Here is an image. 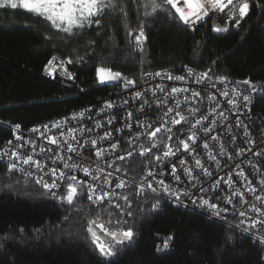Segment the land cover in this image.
<instances>
[{
    "label": "trees",
    "instance_id": "1",
    "mask_svg": "<svg viewBox=\"0 0 264 264\" xmlns=\"http://www.w3.org/2000/svg\"><path fill=\"white\" fill-rule=\"evenodd\" d=\"M129 9V27L135 28V6ZM141 19L147 21L142 53L133 51L129 40L135 33L127 37L120 20L105 18L99 31L94 25L65 38L23 9L0 8V148L13 138L16 124L29 133L38 124L91 108L107 96L114 86L96 82L98 66L136 80L144 71L185 66L196 72L211 69L212 77L225 76L234 84L249 79L256 88H264V0H250L249 15L240 26L229 25L228 31L220 33L211 31L213 23L223 26L215 15L205 18L193 32L165 13ZM52 57L73 60L68 64L75 77L71 88L43 77V67ZM253 111L264 115V97L257 99ZM175 139L174 135L173 141L166 142L173 147ZM125 164V174L135 179L148 166L140 156ZM135 191L132 186L126 190L132 212L124 217L126 224L117 225L115 216L99 212L101 222L113 221L106 227L135 232L132 241L116 246L111 264H264V245L252 239L264 235L263 231L245 233L235 227L237 221L217 222L194 211L175 209L164 199L153 210L154 195L145 191L137 196ZM98 211L84 197L74 207L61 204L21 174L9 176L0 159V264H100L102 258L85 231L87 220ZM96 231L105 243H113Z\"/></svg>",
    "mask_w": 264,
    "mask_h": 264
},
{
    "label": "snow or ice",
    "instance_id": "2",
    "mask_svg": "<svg viewBox=\"0 0 264 264\" xmlns=\"http://www.w3.org/2000/svg\"><path fill=\"white\" fill-rule=\"evenodd\" d=\"M181 3L182 6H178ZM129 6H135L136 19L138 21L135 28L129 27L131 18ZM0 8L23 9L27 13L48 22L50 27L56 32L65 34V38L78 36L86 29H91L94 25L97 31H99L102 20L105 18L120 20L126 29L127 37L133 38V34L135 33L134 39L129 40L133 51L142 53L147 39L145 35L147 21L141 19V16L145 18L158 17L160 13H165L169 19L179 22L188 28H193L197 22L204 21L206 17L212 19V15H215L221 18L223 26L213 23L211 31L220 33L229 30V22H232V26H240L241 21L249 15L250 0H0ZM141 9H143L142 12ZM94 43V41L90 42V46ZM56 61V57L49 59L48 64L45 66L46 72L51 74L48 66ZM80 61L84 62L83 57H80ZM72 63V59L59 61V67L64 72L67 80L75 79L73 74L64 67L66 64ZM185 70L186 75H174L165 70L154 73L144 71L143 76L151 79L159 78L161 80L166 79L168 81L181 82L182 84H188L191 79L193 84L202 85L207 82L212 88H216L218 84L225 85L224 88L217 89V91L221 97L228 98L227 104L230 106L229 110L231 108H239L240 105L237 98L241 96L244 106L247 107L250 96L244 95L237 87L228 89L226 85L231 82L227 77H212L210 75L211 69L196 72L193 68L185 66ZM95 79L100 85L113 84L116 87H122L126 91L136 88L137 85L136 79L105 66H98L96 68ZM141 80H143V77H141ZM144 82L146 83L147 81ZM236 84L247 85L252 91H256L255 85L249 79L237 81ZM155 89L164 95L157 97L151 103L143 97L147 93H151L153 96L156 95L152 87L142 91L131 92V100L141 101L137 109L140 115L135 116L136 127H139L141 131L134 136L131 135V131L134 130L132 124L134 113L127 111L124 117V127L130 130V138L127 140L126 145L120 144L119 141L110 142L113 131L105 130L103 135L97 133L95 138H91L90 134L93 132V128L84 125H81L79 128L67 126L70 125V121L73 119H83L85 112L89 114V119H91L93 110L86 109L84 112L74 114L70 118L65 117L62 121H54L51 124L30 129L29 131L35 134L34 139H26L20 135V125L16 124L13 126L12 136L15 141L21 143L10 151H0V158L8 157L6 173L9 176L15 172L23 174L26 180L34 179L36 184L41 185L47 193L56 198L61 204L74 207L78 198L86 195L92 210H99L94 218L87 220L85 231L87 233L86 238L90 240L91 244L94 245V250L102 258L100 264H106V262L107 264H111L110 258L116 255V246L132 241L135 236L132 228L118 227L112 230L106 227V224L110 225L113 221L109 219L101 222L99 215V212H107L109 217L115 216V223L117 225H120L121 222L126 224L127 220L124 217L132 215L130 211L131 201L126 194V190L130 186L135 187V195L137 196L145 195L146 190L154 194L155 203L151 205L153 210L159 207L160 200L165 197L180 203L182 202V197L187 196L192 200L193 204L198 203L202 208H210L215 211L217 216H220L221 212H227L228 209H218V205L206 197L210 191H215V199H221L216 189L222 185H226L230 194L226 195L222 202L226 205L233 204L238 199L240 204V208L236 209V213H238L240 219L236 222L235 227L240 228L245 233H250L252 229H256L258 226L264 231V207H258L256 203L245 199L244 193L251 195L253 200L259 202L260 205H264V196L256 194L258 188L254 186L253 180L249 179L245 175V170L241 168L243 161L235 164L234 167L229 166L227 179L220 177L219 180H214L213 184L208 188H205L203 183H201L194 193H189L187 188L181 191L173 187V184H179L182 179L181 175L178 174L175 162H172L171 172L169 173L172 177L171 183H166L164 179H155L164 175V169L159 168V165L164 164L166 168V162L170 161L171 157L174 156L179 160L183 175L187 177L186 184L195 188L198 180H202L203 177L213 176V172L209 167L205 166L202 159L198 155H193V152L199 148L204 150L207 159L215 162L217 167H220L217 156H226V163L228 160L233 159L232 155H228L227 149L219 143L218 137L223 134H211L216 130L218 124L221 128L224 127L216 117L218 116L222 120L228 121V116L225 115L223 110L217 112L216 107L211 110H201V108L195 106L196 101L201 100L203 88L198 90L190 87L172 86L169 92L165 85L158 83L155 85ZM182 93H188L189 95L185 96L183 100L175 99ZM206 99L210 104L217 105L218 107L217 96L215 94L209 93ZM129 102V99H123L122 104L116 105L114 101H105L103 106L99 108L97 115L108 113L109 118L105 123L114 125L116 114L113 110L123 109ZM186 103L189 106L187 108L182 107ZM146 108H152L153 112L156 113L154 117L155 123L140 119L141 115H148ZM185 111L190 114L191 118L184 114ZM197 113H199V116H197ZM232 114L234 116L237 115L236 112ZM235 126L240 127L239 120H237ZM103 127L104 124L99 120L94 122L95 129ZM53 129L58 130V134ZM174 129L175 132L173 131ZM114 131H120V129L114 128ZM184 131L189 133L186 137L180 135ZM200 132L203 133V136H198ZM76 133L80 135L78 136ZM174 135L179 144V147L175 149L170 143L166 142L173 141ZM83 136H89V139L82 140L81 137ZM244 136H248L247 130H245ZM120 139L122 140L124 137ZM200 139L204 140L202 145L199 144ZM230 139L234 143L236 137L232 136ZM38 140L43 141V143L39 145V151L37 152ZM209 141L216 143L212 144ZM102 142H109L108 146H100ZM7 143L13 145L14 141L9 140ZM162 143L163 150H159ZM247 143L253 144L254 141L248 140ZM190 145L196 147L192 148ZM25 147L31 149L28 154H22L20 151V149ZM216 148L219 151L214 155L213 151ZM81 149L85 151L81 152ZM181 150L192 157L194 160L193 167L185 166L187 161L178 155ZM45 152L50 154L44 157V159L51 161L53 165L51 167L44 163L42 159L36 158V156H44ZM64 152L72 155H63L62 153ZM122 152L123 154H121ZM136 152H138L140 157H146L151 154L153 168L159 170H151L146 167V177H153L155 184L152 181L145 182V180H141L138 184H131L129 179L122 178L125 175V169L117 161H126ZM247 152H252L254 156L260 158V162L264 166V150L254 152L252 148H248L247 150L238 148L235 150V157L238 159L246 155ZM93 153L95 156L93 163L96 166H86L84 156L92 155ZM98 161L103 162L105 167H101L99 163H96ZM248 163L254 170L253 176L260 173L261 169L255 163L251 161ZM106 169H110V171ZM37 173H40V175L37 176ZM116 173H120V175L117 176ZM233 174L240 177L239 183L242 186L246 185L243 187V191H241V188L235 187L237 181L233 179ZM45 176L48 177L47 180ZM255 183L261 189H264V175H261V178ZM58 189L62 194H58L56 191ZM120 201L124 203L121 204ZM245 205H247L246 208L244 207ZM110 209H114L116 212L114 213ZM250 212L255 213L256 218L250 216ZM64 219L67 220L68 217ZM97 229L109 237L113 243L107 244L103 242L97 234ZM168 239L170 240L171 237ZM252 239L254 242L264 245V235H253ZM167 246L168 241L166 240L164 247L166 248Z\"/></svg>",
    "mask_w": 264,
    "mask_h": 264
},
{
    "label": "built area",
    "instance_id": "3",
    "mask_svg": "<svg viewBox=\"0 0 264 264\" xmlns=\"http://www.w3.org/2000/svg\"><path fill=\"white\" fill-rule=\"evenodd\" d=\"M210 15H212V14H210ZM212 16H214V15H212ZM203 22L204 21L197 22L193 28H188L186 26L185 27L189 31L193 32L196 29V26L198 24L203 23ZM229 24L232 25V22H229ZM48 61L43 67V71H42L43 77L50 80V81L58 82L65 87L71 88L75 84V81L74 80H67L65 78L64 72L59 67V61L60 60L57 59L56 62H54L52 65L48 66L51 74H49V72H46V70H45V66L48 64ZM64 67L68 69V64H66ZM165 70L171 72L174 75H186L185 67H180L178 69H174V68L165 69ZM165 70H161V71H165ZM142 77H143V80H141V78L138 79L136 88L131 89L130 91H126L122 87H116L113 84H109V85L114 86V89L111 92H109L108 95L105 96L104 98L97 100L95 105L91 107V108H93L92 109L93 111L91 113L92 118L89 119V114L87 112H85V116L83 119H81V120L73 119L70 121V125H67V126H70L72 128H79L81 125H84L86 127L93 128L94 130L90 134L91 138H95L97 133H99L100 135H103L105 130L113 131V136H112L110 142L119 141L120 144L126 145L127 140L130 138V136H129L130 130L128 128L124 127V123H125L124 117L126 116L127 111H132L134 113V118L132 120L134 130L131 131V135L134 136L138 132L141 131V129L139 127H136V122H135V116L140 115L139 112L137 111V109L139 108L141 101L131 100V92L132 91H138V90L142 91V90L148 89L149 87H152V89L156 92V95L153 96L151 93H147V95L145 97H143V98L148 99L149 102L151 103V102L155 101L157 97H162L164 95L163 93H161L155 89V85L158 83L165 85L169 92H170V89L172 86L190 87V88H196L198 90L203 88L204 91L201 93V100L196 101L195 106L201 108V110H211L212 108L216 107L217 112L220 110H223L225 112V115L228 116V121H224L221 118H219L218 116L216 117V119H218L220 121V124H223L224 127L221 128L220 125L218 124L216 126V130L214 132H212L211 134L212 135H217L218 133L223 134L222 136L218 137L219 143L227 149L228 155H232L233 159L228 160L226 163V156H217V160L219 161V164H220V167H217L215 162L209 161L207 159V155L204 152V150L202 148H199L193 152V155H198L199 158L202 159V162L205 164V166L209 167L210 170L213 172V176L203 177L202 180H198L196 182L195 188L189 184H186L187 177L183 175V173L181 171V165L179 164V160L177 159V157L174 156V157H171L170 161L166 162L167 163L166 168H165L164 164L159 165V168L164 169V175L160 176V177H156L155 179H164L166 183H171L172 177L169 175V173L171 172L172 162H175L177 170H178V174L181 175L182 179H181V182L179 184H173V187L178 188L181 191H183L185 188H187V191L189 193H194L197 191V188L200 187L201 183H203V186L205 188H208L211 184H213L214 180H219L220 177H224L225 179H227V174L229 172V166L234 167L235 164L241 163V161H243V163H241V168H243L245 170V175L248 176L249 179L253 180L254 186L258 188V192L256 194L264 196V189H261L260 186L255 183L257 180H259L261 178V175H264V166H262V163L260 162V158L254 156L252 152H247L246 155L241 156L238 159L235 157V150L238 148H244L245 150H247L248 148H252L254 152H260V151L264 150V115L259 114V113H255L253 111V107H254L257 99L260 96L264 97V88H256V91H252V89L246 88L245 87L246 85H236L234 83L227 84L226 87L228 89H231L232 87H237L238 89H240L242 91V93L244 95L250 96V101L248 102L247 107L244 106V104L242 102V96H241V97L237 98L239 105H240L239 108H231V110H229L230 106L227 104L228 98L221 97L217 91V89L224 88L225 85H219L218 84L216 86V88H212L211 85L207 82L205 84H202V85L193 84L191 79L189 80L188 84H182L181 82L168 81L166 79L161 80L159 78L151 79L149 77H144V76H142ZM144 81H147V82L145 83ZM209 93L215 94L217 96L218 107H217V105L210 104L208 102V100L206 99V96ZM188 95H189L188 93H182V94L178 95L175 99L183 100L185 98V96H188ZM123 99H129L130 102L128 105H125L123 109H119V110L114 109L113 110L116 114L114 125H108L105 123L109 118L108 113H101V114L97 115V113L99 112V108L103 106V103L105 101L111 100V101H114L116 105H120L123 103ZM188 106L189 105L186 103L182 107L187 108ZM91 108H88V109H91ZM84 111L85 110H83V111L79 110L77 112H73V113L67 115L66 117L70 118L74 114L84 112ZM146 112L148 113V115L147 116L141 115L140 119L145 120V121H153L155 123L154 117L156 116V113L153 112L152 108H146ZM233 112H236L237 115L234 116L232 114ZM184 114L191 118L190 114L187 111H185ZM197 116H199V113H197ZM64 119H65V117L61 118V119H56V120L44 122V123L38 124L37 127L45 125V124H51L54 121H62ZM96 120H99L102 124H104V127L100 128V129H95L94 128V122ZM237 120H239V122H240V127L235 126ZM114 128L120 129V131H114ZM245 130H247V132H248L247 137L244 136ZM53 131L57 132V134H58V130L53 129ZM19 134L22 135L26 139H34L35 138V134H33L31 132L25 133L22 130H20ZM188 134L189 133L187 131H184L180 135H183L186 137ZM76 135L79 136L80 134L76 133ZM198 136H203V133L202 132L198 133ZM232 136L236 137L234 143L230 139V137H232ZM121 137H124V139L121 140L120 139ZM81 139L82 140L89 139V136H83V137H81ZM11 140L14 141V144L9 145L8 143H5L0 148V151H10V150L14 149L16 145L21 143L19 141H15L14 137ZM248 140H252V141H254V143L248 144L247 143ZM209 142L212 144L216 143V142H211V141H209ZM41 143H43V141H40V140L37 141V149H36L37 152L39 151V145ZM108 143L109 142H102L100 146L107 147ZM203 143H204V140L200 139L199 144L202 145ZM174 144H175L173 146L174 149L179 147V144L177 142V138L175 139ZM190 146L192 148L196 147L194 145H190ZM50 147H55V146H50ZM129 150H131V149H129ZM161 150H163V149H161ZM20 151L22 152V154H28L31 151V149L28 147H25L23 149H20ZM80 151L84 152L85 150L81 149ZM154 151H158V150H154ZM218 151H219V149L216 148L213 151V154L216 155V153ZM62 154L63 155H72V154L66 153V152H64ZM121 154H123V152ZM48 155H50V154L45 152L44 156H36V158L42 159L44 163H46L49 167H51V166H53L51 164V161L44 159V157H47ZM178 155L180 156V158L187 161V164L185 166H187V167H193L194 166V160L192 159L191 156L183 153L182 150H181V152H179ZM135 156H139L138 152L134 153V155L132 157L128 158L127 160H129ZM140 158H144L145 161L148 162V166H147L148 169L159 170V169L153 168V164L151 162V154H149L146 157H140ZM0 159L5 164H7L8 157H2ZM84 160L86 162V166H92V167L96 166V164L93 163V161H95L94 153L92 155H85ZM249 161H251L252 163H255L257 165V167L261 169L260 173L256 174L255 176L252 175L254 170L252 169L251 165H249V163H248ZM96 163H99L101 167H105L103 162L98 161ZM117 163L123 169L127 170L128 165L125 164V161H117ZM106 170L110 171V169H106ZM21 175L23 176V174H21ZM36 175L39 176L40 173H37ZM116 175L119 176L120 173H116ZM122 178L129 179L131 181V184H138L141 180H145V182L152 181L155 184V179L153 177H146V169L141 174V176L137 179L130 177L126 174ZM45 179L47 180L48 177L45 176ZM233 179L237 181V184L235 185V187H239V188H241V191H243V187H245L246 185L242 186L239 183L240 177L235 176V174H233ZM32 181L35 183L34 179H32ZM39 186L42 187L41 185H39ZM56 191L58 192V194H62V192L59 189ZM216 191L219 192L221 199H215V196H216L215 191H210L206 198H209L211 200V202L216 203L218 205V209H224V208L228 209L227 212H221L220 216H217L215 214V211L210 209V208H207V207L202 208L199 206L198 203L193 204L192 200L189 199L187 196L182 197V202H180V203L174 202L173 200H170L167 197H165L163 199L165 201L169 202V204L172 205L175 209H183L185 211H194V212H197V213L205 216L208 219H211V220H214L217 222L226 223V224H230L234 221L238 222V220L240 219V217L238 216V213H236V209L240 208V204L238 202V199L236 201H234L233 204H227L226 205L222 202V200L226 195L230 194L227 186L222 185L221 187H218L216 189ZM146 192L153 194L151 191L146 190ZM47 194H49V193H47ZM244 195H245V199L251 201L252 203H256L258 207H264V205H260L259 202H256L255 200H253L252 196L249 195L248 193H244ZM50 196H52V195H50ZM83 197L85 198V200H87L86 195ZM244 207L246 208L247 205H245ZM249 215L253 216V218H256L255 213L250 212ZM221 217H224V218H221ZM246 223H247V221H246ZM241 227H243V226H241ZM251 231H262V230L260 229V226H258L256 229H252ZM165 249L167 251L169 249L168 246Z\"/></svg>",
    "mask_w": 264,
    "mask_h": 264
},
{
    "label": "bare ground",
    "instance_id": "4",
    "mask_svg": "<svg viewBox=\"0 0 264 264\" xmlns=\"http://www.w3.org/2000/svg\"><path fill=\"white\" fill-rule=\"evenodd\" d=\"M219 17V16H218ZM230 26H232L231 24H229ZM235 27V26H234ZM181 152V151H180ZM179 154V153H178ZM32 183H34L32 180H30ZM36 186H38L39 188H41L42 190H44L42 187H40L39 185H37L36 183H34ZM44 192L46 193V191L44 190ZM47 194V193H46ZM49 195V194H48ZM104 234V233H103ZM94 247V246H93Z\"/></svg>",
    "mask_w": 264,
    "mask_h": 264
},
{
    "label": "rangeland",
    "instance_id": "5",
    "mask_svg": "<svg viewBox=\"0 0 264 264\" xmlns=\"http://www.w3.org/2000/svg\"><path fill=\"white\" fill-rule=\"evenodd\" d=\"M178 6H182V3L181 4H179ZM161 150V149H160Z\"/></svg>",
    "mask_w": 264,
    "mask_h": 264
},
{
    "label": "water",
    "instance_id": "6",
    "mask_svg": "<svg viewBox=\"0 0 264 264\" xmlns=\"http://www.w3.org/2000/svg\"><path fill=\"white\" fill-rule=\"evenodd\" d=\"M99 84V83H98ZM100 85V84H99ZM107 85H109V84H107ZM102 240V239H101ZM103 241V240H102ZM104 242V241H103ZM94 246V245H93Z\"/></svg>",
    "mask_w": 264,
    "mask_h": 264
},
{
    "label": "flooded vegetation",
    "instance_id": "7",
    "mask_svg": "<svg viewBox=\"0 0 264 264\" xmlns=\"http://www.w3.org/2000/svg\"><path fill=\"white\" fill-rule=\"evenodd\" d=\"M104 235V234H103Z\"/></svg>",
    "mask_w": 264,
    "mask_h": 264
}]
</instances>
